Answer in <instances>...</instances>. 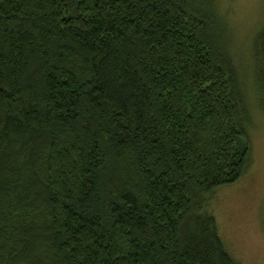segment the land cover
<instances>
[{"label":"trees","instance_id":"trees-1","mask_svg":"<svg viewBox=\"0 0 264 264\" xmlns=\"http://www.w3.org/2000/svg\"><path fill=\"white\" fill-rule=\"evenodd\" d=\"M217 6L0 0V264H239L208 211L252 152Z\"/></svg>","mask_w":264,"mask_h":264},{"label":"rangeland","instance_id":"rangeland-1","mask_svg":"<svg viewBox=\"0 0 264 264\" xmlns=\"http://www.w3.org/2000/svg\"><path fill=\"white\" fill-rule=\"evenodd\" d=\"M227 23L229 52L247 101L245 128L252 143L245 175L217 189L208 211L219 235L239 264H264V94L256 84L255 43L264 30V0H216Z\"/></svg>","mask_w":264,"mask_h":264}]
</instances>
